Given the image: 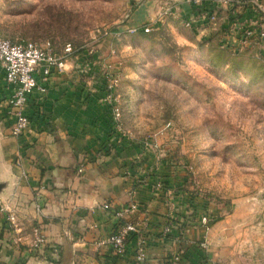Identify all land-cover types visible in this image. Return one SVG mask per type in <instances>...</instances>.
I'll return each mask as SVG.
<instances>
[{"label":"rangeland","instance_id":"obj_1","mask_svg":"<svg viewBox=\"0 0 264 264\" xmlns=\"http://www.w3.org/2000/svg\"><path fill=\"white\" fill-rule=\"evenodd\" d=\"M183 1L0 0V35L59 52L71 43L82 80L93 77L102 98L113 84L123 139L157 144L202 199L221 253L210 264H264V41L236 52L221 41L256 12L206 0L227 27L198 34L175 9Z\"/></svg>","mask_w":264,"mask_h":264},{"label":"crops","instance_id":"obj_2","mask_svg":"<svg viewBox=\"0 0 264 264\" xmlns=\"http://www.w3.org/2000/svg\"><path fill=\"white\" fill-rule=\"evenodd\" d=\"M183 2L175 9L194 21L196 33L227 27H208L202 16L206 9ZM81 66L70 59L68 70L52 77L45 94L30 97L31 126L19 137L11 134L6 114L11 90L0 67V182L8 183L0 194V264H133L135 235L122 256L107 238L126 221L145 219L150 224L146 264L221 261L212 220L201 221L211 217L202 199L186 189V178L164 159L156 167L152 146L123 139L111 105L102 100L93 77L82 80ZM160 181L164 186L157 190ZM132 201L141 211L125 219L104 208ZM168 225L171 232L163 237ZM36 228L47 237L39 247L32 246ZM18 237L23 240L16 242Z\"/></svg>","mask_w":264,"mask_h":264},{"label":"built area","instance_id":"obj_3","mask_svg":"<svg viewBox=\"0 0 264 264\" xmlns=\"http://www.w3.org/2000/svg\"><path fill=\"white\" fill-rule=\"evenodd\" d=\"M195 7H202L206 0H186ZM215 4L224 6H232L236 4L248 5L253 11L259 13L262 6L259 0H213ZM235 14L234 11H232ZM252 18L242 17L234 22L231 29L225 32L221 38L224 48H229L232 51H240L243 48L252 46L255 43L263 44L264 41V16L256 14ZM205 21L216 27L221 19L218 11L215 8L206 10L202 15ZM254 17V18H253ZM161 18L155 20L151 25L144 27L145 32H150L154 27L160 24ZM187 26L195 30L194 21L188 20ZM138 28L130 29L131 32H136ZM78 57L75 55L72 44L68 43L62 52L55 49L50 40L37 42L28 40L21 43H14L10 39L0 36V67L4 69L5 79L11 94L7 99V117L12 120L10 130L13 136L19 137L24 135L31 126L30 117L27 114V105L30 97L34 93L45 94L48 91V85L55 74H61L68 70L67 65L70 59ZM96 61L88 62V65H96ZM115 80V79H114ZM113 84L109 86L108 93L104 95L105 102L109 103L112 108L114 120L117 129H121L122 111L119 105L115 103V97L112 93ZM146 145L155 146L153 141H148ZM160 164L159 156L156 157L155 165ZM83 171V167L79 169ZM163 182H157L155 188L163 189ZM104 208L113 210L112 214L118 219L141 211L140 205L132 201L131 203L122 206L121 208H113L109 203L104 204ZM11 221L14 222L15 216L11 215ZM212 218L209 215H204L201 219L203 224L208 225ZM149 222L145 219L142 224L134 221H126L117 227V229L107 238V243L114 248L116 255L122 256L127 250V241L131 234L135 235L136 246L133 264H146L148 254V229ZM35 238L32 241L33 247H39L47 242V237L38 228L35 229ZM171 232V226H166L162 232V236L166 237ZM23 240V237H18L16 242ZM201 247L207 249L206 242L201 243Z\"/></svg>","mask_w":264,"mask_h":264},{"label":"water","instance_id":"obj_4","mask_svg":"<svg viewBox=\"0 0 264 264\" xmlns=\"http://www.w3.org/2000/svg\"><path fill=\"white\" fill-rule=\"evenodd\" d=\"M8 186V183L5 181L0 182V194L3 192V190Z\"/></svg>","mask_w":264,"mask_h":264},{"label":"trees","instance_id":"obj_5","mask_svg":"<svg viewBox=\"0 0 264 264\" xmlns=\"http://www.w3.org/2000/svg\"><path fill=\"white\" fill-rule=\"evenodd\" d=\"M1 36V35H0ZM3 37V36H2ZM4 38H6V37H4ZM8 39V38H7ZM11 40V39H10ZM12 42H14V43H21V42H25V41H15V40H11ZM26 41H28V40H26ZM52 42V41H51ZM53 43V42H52ZM68 43H66L65 44V46L67 45ZM71 44V43H70ZM53 45H54V47H55V49L57 50V51H59L58 49H57V47L55 46V44L53 43ZM65 48V47H64Z\"/></svg>","mask_w":264,"mask_h":264}]
</instances>
